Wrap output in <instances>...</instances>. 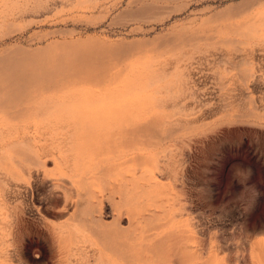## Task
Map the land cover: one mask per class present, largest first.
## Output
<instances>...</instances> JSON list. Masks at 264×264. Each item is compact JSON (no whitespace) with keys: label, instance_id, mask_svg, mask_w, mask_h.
I'll return each mask as SVG.
<instances>
[{"label":"rangeland","instance_id":"374dc122","mask_svg":"<svg viewBox=\"0 0 264 264\" xmlns=\"http://www.w3.org/2000/svg\"><path fill=\"white\" fill-rule=\"evenodd\" d=\"M203 27L206 40L192 39ZM206 49L233 61L238 85L244 78L236 102L263 97L264 0H0V87L33 93L0 113V264H191L196 248L197 264H264L255 253L264 242V115L223 119L206 98L193 111L211 113L190 122L189 63ZM211 59L207 73L229 66ZM61 76L80 81L53 85ZM116 95L127 115L173 125L144 136L143 154L103 136L35 160L48 174L11 176L16 130L105 113ZM58 155L70 160L65 184L92 193L78 210L53 186ZM88 165L94 176L82 178Z\"/></svg>","mask_w":264,"mask_h":264},{"label":"bare ground","instance_id":"6f19581e","mask_svg":"<svg viewBox=\"0 0 264 264\" xmlns=\"http://www.w3.org/2000/svg\"><path fill=\"white\" fill-rule=\"evenodd\" d=\"M205 36H206L205 27H203L201 30L199 28H194L193 31H191L192 39L206 40ZM217 54L218 52H216L215 49H206L199 56L196 55L191 56L188 73H187L188 96L191 100V103L193 104L190 122L195 124L198 122L199 117H203L204 115L206 117V115H209L211 113V111H209V113L206 112L204 115H199V114L196 115L195 112L198 111H193L198 107L199 104L201 105V102L206 98L215 99L217 101L218 106L214 109L212 115L219 114L220 118H223L222 114L233 115L234 120H238V119L242 120L244 118L248 119L250 116H252L254 119L262 118L264 115V96L257 101L251 98L250 103L249 105H247V107L245 105L246 103L245 101L244 104H241L240 102H236L237 101L236 99H238L237 97L243 94L242 93L243 88L241 87V85L244 82V78H242L243 81L242 82L240 81L238 85L237 83L238 80H236V78L239 77V73L235 71L233 61L230 58L224 59V57L217 56ZM210 57H212L211 60L215 63L225 62L226 64L229 65L228 68H224V69L215 68L213 69V73L211 74L207 73L205 71L206 69L201 65L206 60H210ZM79 81H80V77L61 76L58 80L53 81L52 84L62 85L65 83L79 82ZM81 81H83L82 78ZM110 82H113V80ZM203 83L204 85L210 84V88L204 91L201 90L200 85H202ZM12 84L15 83L5 84L4 86L0 87V113L12 112L15 108H19L21 103L26 101L27 98L32 97L33 93H31L30 90L25 89L23 88V86H19V85L12 86ZM120 94L122 96L123 93ZM120 94L118 95L120 96ZM118 95L115 96L117 98L113 100L114 102L113 105H110V103L112 102L108 103V106L110 107L109 108L107 107L108 111L105 113H103L102 111V113H98L94 115H82V116L80 115L76 117L56 118V119L48 120L49 123L48 126L50 127L48 131L50 132V134L53 135L62 134L60 137L57 136L53 139L45 137L46 132H48L46 131V129L48 128L44 127V130H41L36 125L33 126V129L31 128L32 130H30V128L16 130V132H14L15 134L13 133L14 136L12 137L11 142L16 147L18 146L15 150L17 151L19 156L16 158L17 160L15 162L14 170L11 176L15 178L17 181L21 178V175L27 174L30 177L34 170L37 172L40 170V168H42V171L45 174H48L50 171L44 169L43 168L44 166H42L43 164L36 165L35 160L41 161V160H46L47 158L50 157H54L56 151L59 153L62 152L63 149L66 148V145H69L70 147H74L73 150L75 151L77 147L83 144L85 145L87 142L93 141L103 136L106 137V139H104L103 142H111V143L125 142L127 144L132 145V147L128 150V153L137 155L142 152L143 154V152H145L146 150V148H143L141 144V142L144 140V136L146 135L154 136L153 138H155L160 132L159 129L170 130V127L173 125V121L170 118H166L165 116L156 115L151 118V115H147V116L139 115L135 117L127 115L124 107L126 103L122 102L121 100H118ZM127 106H129V104H127ZM244 108L246 109L240 110ZM237 110L240 111L238 112ZM148 136H146L147 139ZM158 139L155 140L157 141ZM23 143L24 144L27 143L31 147V149L33 150V156L22 153V150L20 149L19 146ZM149 143H151V139ZM52 145L54 146L52 147ZM151 150L153 151L154 148ZM128 153L125 152L124 155ZM69 162L70 160H68L67 158L58 155V159L54 161V167L52 169L53 174L58 175L57 176L58 181L53 183V186L54 188L62 189L61 193L63 196L64 205H67L68 203H73L75 210H78L88 202V199L92 193L88 189H81L78 186H74V184L70 186H67L65 184L66 181L63 175L65 176L66 171L68 172L70 171ZM136 162L138 164L140 160L135 161V163ZM93 170L94 168L88 165V167H86L82 171L83 174L81 173L82 174L81 177L88 178V176L89 177L94 176L92 175L93 172H95ZM102 170H104V168H102ZM16 186L20 187L17 182H15V187ZM16 191L17 193L20 192L19 189ZM85 216L86 217L81 218L83 221L85 222L93 221V217H91L89 212L85 213ZM90 218H92V220ZM261 221H262V215L261 212H259L257 213L255 218V223L257 227L261 226ZM97 223H100V220L97 221ZM255 249H256L255 253L257 254V259L259 261L263 260L264 242L257 241ZM198 253L199 250L197 248L193 249L191 264H197Z\"/></svg>","mask_w":264,"mask_h":264}]
</instances>
